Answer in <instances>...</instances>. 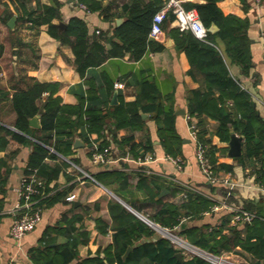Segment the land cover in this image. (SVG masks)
Here are the masks:
<instances>
[{"label": "trees", "instance_id": "trees-1", "mask_svg": "<svg viewBox=\"0 0 264 264\" xmlns=\"http://www.w3.org/2000/svg\"><path fill=\"white\" fill-rule=\"evenodd\" d=\"M26 0H18L24 7ZM89 10L103 9L101 0H78ZM219 0L183 1L185 8H196L203 24L208 28L207 36L199 38L191 29L182 30L174 27L172 33L177 38V45L187 51L192 64L204 71L206 85L190 90L188 111L191 117L197 118L198 141L206 144L208 156L215 172L221 169L232 170L229 163L219 162L218 146L213 143L208 117L218 121L216 133L224 140L230 138L234 128L245 137L246 155L256 156L262 162L258 179L264 184V117L259 113L251 93L246 90L230 73L223 55L216 44V36L226 41L227 50L234 59L242 64L249 72L252 66L251 39L248 34L250 20L247 17L230 13L226 14L218 4ZM247 2L248 0H244ZM167 0H132L124 5L127 18L116 27V33L122 43L114 42L110 53L123 55L125 50H131L132 56L140 58L147 51L150 42V32L156 12L165 7ZM61 1L39 3L37 9H26L24 20H32L35 24H49V32L69 43L76 54L74 64L85 77L88 68L104 62L107 57L103 44L91 40L89 26L84 18L72 16L65 28H60L55 18H61ZM106 17L112 15L108 9ZM36 13V14H35ZM26 15V16H25ZM172 9L167 11L163 26L168 19L174 20ZM216 23L219 30L210 31L209 27ZM151 42H153L151 40ZM156 48L163 47L162 42H156ZM89 84L88 93H79L77 103H66L60 95H56L57 83L36 81L27 89H19L11 98V107L16 112L15 130L0 124V150L5 148L10 139L22 143L33 144L25 168V174L36 173L43 180L40 194L34 198L42 205H51L66 199L80 171H68L71 163L63 158L72 157L74 139L80 135L89 145L94 144L92 134H104L109 118H113L117 128L131 127V132L115 140L120 144L127 143L132 155L144 158L154 150V142L150 134L146 139L137 140L136 130L146 126L143 112L151 113L158 124V136L168 155L182 156L184 139L176 127L174 107L166 103L157 92L155 82L143 79L141 91L136 100L111 103L110 97L114 92V81L106 79L103 85H95L94 79L85 77ZM218 91V93H217ZM49 92L42 105L43 96ZM0 94L7 96L8 92L0 89ZM40 113V127L31 125L30 118ZM190 123L193 121L189 119ZM98 140V150L110 155V141L105 136ZM52 148L55 149L53 151ZM94 149L90 151L92 156ZM243 159V157H242ZM2 162L0 161V164ZM61 173L67 175L73 183L58 189L59 185L51 186ZM142 187L146 188L148 196L145 204L136 206L143 211V206L154 205L150 217L168 227H179L184 218L190 221L201 219L205 212L211 211L218 201L209 195L179 184L173 188L165 184L158 175L149 177L142 171ZM2 176L0 175V179ZM96 179L104 186L110 187L117 193L129 186V175L122 170H102L96 174ZM5 179L2 178V183ZM168 186L173 193L185 192L181 202L157 198L161 188ZM67 200V199H66ZM135 204V203H134ZM110 223L102 216H97V226L106 233L112 228L113 241L104 248V255L99 249L96 255H82L80 246L89 242L91 231L85 227L84 212H63L55 224L48 225L41 239V245L30 249V257L37 264H212L201 256H177L179 251L170 239L159 236L152 238L156 229L147 221L131 211L123 202L112 198L109 201ZM251 220L245 221L243 227L239 224L219 225L183 223L180 233L197 245L216 253L231 250L248 254L252 264H262L264 259V210L254 211ZM229 228L225 232V228ZM142 242L137 243L138 241ZM137 243V244H136ZM136 244V245H134ZM133 246L127 253L128 247ZM240 247V248H239ZM127 253V254H126Z\"/></svg>", "mask_w": 264, "mask_h": 264}, {"label": "crops", "instance_id": "crops-1", "mask_svg": "<svg viewBox=\"0 0 264 264\" xmlns=\"http://www.w3.org/2000/svg\"><path fill=\"white\" fill-rule=\"evenodd\" d=\"M52 1L26 0V7H24L18 0H0V89L8 92L7 96L0 94V124L21 131L14 124L16 112L11 107V98L15 91L27 89L36 81L57 83L56 95H60L66 103H77L79 93H88L89 84L85 77L94 79L95 85L105 84L104 82L108 78L114 81L115 87L110 102L119 103L121 100H136L141 91L142 80L147 78L155 82L157 92L162 99L166 103L171 100L174 107L176 127L184 139L181 156L183 165L179 167L168 156L158 136V124L151 113L145 112L147 113L144 116L146 126L136 130L138 141L146 139L147 134H150L153 139L154 150L148 153H152L154 158L149 161H141L140 157L132 155L129 144H120L115 140L114 134L121 139L132 129L129 126L117 128L113 118H109L104 134L100 135L94 132L92 138L94 143H98L97 139L101 140L105 136L109 139L110 162L93 163L90 151L94 144L89 145L80 135H77L75 139L81 137L84 144L80 147L74 146L72 157L77 159L78 164L86 171L91 172L95 178L96 174L102 170L125 171L129 175L128 188L117 193L97 179V181L91 178H87L85 181H68L67 175L61 173L57 179L51 182V186L58 184V189H60L75 181L71 191L76 192L77 198L74 201L62 198L49 206L44 204L39 223L23 238L15 239L10 234V228L17 216L15 210L19 200V188L24 175H26L25 168L33 150V144L10 139L8 145L0 150V161L2 162L0 175L5 179L4 183L1 182L2 178L0 179V264H37L30 257V249L41 245L46 227L55 224L65 211L86 214L85 227L91 231V237L89 242L80 246L82 255H96L99 249L101 255H104V248L113 241L114 230L110 228L108 232L103 233L97 226L96 217L102 216L110 223L112 222L109 212V201L112 198L122 199L142 215L153 220L150 217L155 205L152 200L150 201L152 204L143 206V211L134 206L145 204L148 196L146 188L142 187L140 176L142 171L149 177L158 175L165 184L173 188L184 184L217 201L226 202L219 209L213 208L211 211L205 212L201 219L190 221L184 218L182 225L183 223L185 225L207 223L219 225L227 222V226L237 223L243 227L245 220L238 219L236 214L240 209H245L253 214L256 209L264 210V184L258 179L259 170L263 167L262 162L256 156L246 155L245 137L234 128L231 129L228 140L222 139L215 132L218 121L212 117H208L207 121L213 143L219 148L217 151L219 162L229 163L232 166V170L221 169L218 174L221 178L228 177L231 182L215 185L210 183L203 173L197 156L198 141L191 133L188 98L191 89L206 85V75L203 70L191 63L187 51L178 47L177 38L172 33L174 27H177L174 20L168 19L165 22L164 30L158 37H150L147 51L142 57H133L132 51L128 49L123 55H116L110 53L114 49V42L122 43L116 33V27L127 18L124 5L132 0H101L104 10L101 8L88 10L82 7L78 0H60L62 3L61 18H55L54 21L59 23L63 20L68 23L74 15L84 18L90 29L91 40L101 42L107 53L104 62L88 68L84 77L74 64L76 54L73 47L53 36L49 32L48 23L37 25L28 18L24 20L25 8L37 9L39 3L50 4ZM192 1L202 2L205 0ZM218 4L226 14L233 13L250 20L248 34L251 39L253 62L249 72H246L242 64L237 62L227 50L225 40L216 36L218 43L216 45L220 49L230 73L242 87L251 93L259 113L264 117V0H248L247 2L244 0H219ZM107 9L112 15L111 18L106 17ZM14 15L16 23L12 27L9 21ZM119 18L123 19L121 23L117 22ZM157 41L162 42V48H156ZM48 94L49 92L44 94L43 100L40 102L41 105ZM178 109H185L186 113H178ZM141 113H143L142 109ZM194 119L197 120L196 117ZM232 130L237 135L243 136L242 153L239 155L231 154ZM68 171L73 173L75 170L73 167H69ZM163 189H167V191L160 195ZM161 191L157 198L164 200L181 202L186 196L183 191L173 193L168 186L161 188ZM76 200L81 203L76 205ZM224 231L228 232L229 228L226 227ZM227 251L250 262L248 254L245 252ZM261 263L264 264V259Z\"/></svg>", "mask_w": 264, "mask_h": 264}, {"label": "built area", "instance_id": "built-area-1", "mask_svg": "<svg viewBox=\"0 0 264 264\" xmlns=\"http://www.w3.org/2000/svg\"><path fill=\"white\" fill-rule=\"evenodd\" d=\"M260 1V0H256ZM80 5L86 9L87 6L84 3H80ZM172 9L175 13V24L182 29H191L199 38L204 39L208 34V28L203 24L202 20L199 17L198 11L196 8H185L183 6V0H167L165 7L156 12L153 18V24L151 28L150 35L153 37H158L164 30V20L167 15V11ZM89 10V9H88ZM264 33V32H263ZM118 85L120 83H117ZM189 119L193 121L190 123L192 136L198 141V125L197 120L194 117L188 116ZM53 151L54 148L51 147ZM94 149L92 155V161L95 164L101 163H109L111 160L110 155H106L105 152L98 150V143H94L91 150ZM63 158L68 160L71 163V167L80 171V173L76 176L77 181H85L87 178H91L96 180L95 176L83 169L78 163L72 160L70 157L63 156ZM172 158L179 167L183 165V159L181 156ZM198 160L201 164V168L206 178L212 184L225 183L229 184L231 181L228 177L221 178L219 177L218 172H215L212 164L206 155V144L198 141V149H197ZM154 158L152 153H147L144 158L140 157L141 161H149ZM97 181V180H96ZM43 184V180L38 177L36 173H31L29 175H24L20 188H19V200L16 204V213L11 228L10 234L15 239H21L23 236L33 229L42 218V210L43 205L38 202L36 195L41 192V185ZM77 198V194L74 191H70L66 199L69 201H74ZM225 201H218L214 205V209H219L222 205H225ZM238 219H243L245 221H249L252 219L254 214L245 209H240L237 213ZM150 225H152L156 232H158L161 236H164L171 240L173 245L180 251L183 252L185 256H201L204 259L210 261L212 264H251L247 260H242L235 258L233 254L229 251H223L221 253H216L211 250H208L200 245L192 243L186 236L181 234L177 227H168L163 226L162 224L156 221H150Z\"/></svg>", "mask_w": 264, "mask_h": 264}, {"label": "water", "instance_id": "water-1", "mask_svg": "<svg viewBox=\"0 0 264 264\" xmlns=\"http://www.w3.org/2000/svg\"><path fill=\"white\" fill-rule=\"evenodd\" d=\"M122 20H123L122 18H119L117 22H118V23H121ZM15 23H16V16L14 15V16L10 19L9 24L13 27V26H15ZM59 26H60V28H65V27L67 26V23H66L65 21L62 20V21L59 22ZM218 28H219L218 25H217L216 23H213V24L209 27V30L215 32V31L218 30ZM115 96H116V95H115ZM177 112H178V113H186V110H185V109H178ZM142 114H143V116H146V115H147V113H145V112H143ZM30 123H31V125H33V126H35V127H40V126H41V122H40V113H38V114L34 115L33 117H31V118H30ZM242 141H243V136H242V135H237V134L235 133V131L232 130V135H231V154H232V155H239V154L242 153ZM83 144H84V141H83V139H82L81 137H78V138L75 139V142H74V146H75V147H80V146H82ZM166 191H167V189H163V190L161 191L160 195L165 194ZM120 201L123 202L124 205H126L131 211H133L134 213H136L138 216H140L141 218H143L145 221H147V222L150 224V221H152L151 219H149V218L143 216L139 211H137V210L134 209L133 207L129 206V205H128L127 203H125V201H123L122 199H120ZM79 203H81V201H79V200H76V201H75V204H76V205H78ZM181 229H182V225H180L179 227H177V230L180 231ZM159 236H161V235H160L158 232H156L155 235H154L152 238H157V237H159ZM143 240H144V239H142L141 241H138L137 243H140V242H142ZM137 243H136V244H137ZM136 244H134V245H136ZM134 245H133V246H134ZM133 246L131 245V246L128 247L127 253L132 249ZM127 253H126V254H127ZM177 256H178L179 258L183 259L184 254H183L182 251L179 250V251L177 252Z\"/></svg>", "mask_w": 264, "mask_h": 264}, {"label": "rangeland", "instance_id": "rangeland-1", "mask_svg": "<svg viewBox=\"0 0 264 264\" xmlns=\"http://www.w3.org/2000/svg\"><path fill=\"white\" fill-rule=\"evenodd\" d=\"M143 216H144V215H143ZM234 257H235V258H238V259L242 258L241 256H236V255H235Z\"/></svg>", "mask_w": 264, "mask_h": 264}]
</instances>
